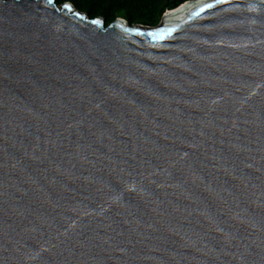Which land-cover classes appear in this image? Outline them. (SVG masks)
<instances>
[{"label":"water","instance_id":"water-1","mask_svg":"<svg viewBox=\"0 0 264 264\" xmlns=\"http://www.w3.org/2000/svg\"><path fill=\"white\" fill-rule=\"evenodd\" d=\"M0 264H264V0H0Z\"/></svg>","mask_w":264,"mask_h":264},{"label":"trees","instance_id":"trees-1","mask_svg":"<svg viewBox=\"0 0 264 264\" xmlns=\"http://www.w3.org/2000/svg\"><path fill=\"white\" fill-rule=\"evenodd\" d=\"M56 4L69 1L89 16H102L105 23L119 16L130 23L154 25L162 14L186 0H54Z\"/></svg>","mask_w":264,"mask_h":264},{"label":"snow or ice","instance_id":"snow-or-ice-1","mask_svg":"<svg viewBox=\"0 0 264 264\" xmlns=\"http://www.w3.org/2000/svg\"><path fill=\"white\" fill-rule=\"evenodd\" d=\"M49 2H51V0H49ZM63 7L66 8V9H68L69 11H72V6L70 4H67L66 3V4L63 5ZM208 7H210V5H208V4H205L204 5V8H208ZM75 15L80 16L81 14L79 12H76ZM92 23L93 24H100L101 21L99 19H93L92 20ZM150 34L151 35H156V33H150Z\"/></svg>","mask_w":264,"mask_h":264},{"label":"rangeland","instance_id":"rangeland-1","mask_svg":"<svg viewBox=\"0 0 264 264\" xmlns=\"http://www.w3.org/2000/svg\"><path fill=\"white\" fill-rule=\"evenodd\" d=\"M161 18V17H160ZM160 18L158 19V21L154 24V25H157V23L159 22Z\"/></svg>","mask_w":264,"mask_h":264}]
</instances>
